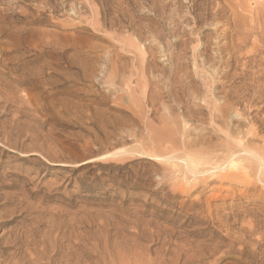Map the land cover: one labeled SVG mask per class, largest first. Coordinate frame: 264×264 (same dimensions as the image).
<instances>
[{
  "label": "rangeland",
  "instance_id": "374dc122",
  "mask_svg": "<svg viewBox=\"0 0 264 264\" xmlns=\"http://www.w3.org/2000/svg\"><path fill=\"white\" fill-rule=\"evenodd\" d=\"M114 263L264 264V0H0V264Z\"/></svg>",
  "mask_w": 264,
  "mask_h": 264
},
{
  "label": "bare ground",
  "instance_id": "6f19581e",
  "mask_svg": "<svg viewBox=\"0 0 264 264\" xmlns=\"http://www.w3.org/2000/svg\"><path fill=\"white\" fill-rule=\"evenodd\" d=\"M254 140H255V139H254ZM231 143H233V142H231ZM235 143H236V142H235ZM233 144H234V143H233ZM236 144H237V143H236ZM238 144H240V142H238ZM238 144H237V145H238ZM224 146H225V145H224ZM224 146H223V147H224ZM221 147H222V146H221ZM237 147H239V146H237ZM241 147H242V146H241ZM241 147H240V148H241ZM241 149H242V148H241ZM231 150H232V149H231ZM245 150H246V149H245ZM235 151H236V150H235ZM241 151H242V150H241ZM233 153H235V152H233ZM195 156H196V155H195ZM224 157H225V156H224ZM234 157H235V156H234ZM234 157H233V158H234ZM245 157H246V156H245ZM258 158H259V157H258ZM234 159H235V158H234ZM237 159H238V158H237ZM234 161H235V160H234ZM229 163H230V162H229ZM212 165H213V164H212ZM219 166H220V165H219ZM252 168H253V167H252ZM255 169H256V168H255ZM206 171H208V170H206ZM256 171H257V169H256ZM246 172H247V171H246ZM262 172H263V170H262ZM205 173H206V172H205ZM230 173H231V172H230ZM260 173H261V172H260ZM260 173H259V174H260ZM210 174H211V173H210ZM219 178H221V177H219ZM258 181H259V180H258ZM260 183H261V182H260ZM177 253H178V252H177ZM159 257H160V256H159ZM196 258H197V257H196ZM72 259H73V258H72ZM66 260H67V259H66ZM68 260H69V258H68ZM177 260H178V259H177ZM122 262H123V261H122ZM114 264H115V263H114Z\"/></svg>",
  "mask_w": 264,
  "mask_h": 264
}]
</instances>
